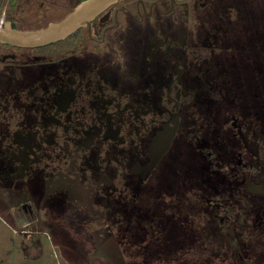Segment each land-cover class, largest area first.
Returning <instances> with one entry per match:
<instances>
[{"label": "flooded vegetation", "instance_id": "1", "mask_svg": "<svg viewBox=\"0 0 264 264\" xmlns=\"http://www.w3.org/2000/svg\"><path fill=\"white\" fill-rule=\"evenodd\" d=\"M83 1L0 0V29ZM137 212L183 245L178 262L203 230L264 233V0H118L53 43L0 40L3 258L53 243L142 264L121 238Z\"/></svg>", "mask_w": 264, "mask_h": 264}, {"label": "rangeland", "instance_id": "2", "mask_svg": "<svg viewBox=\"0 0 264 264\" xmlns=\"http://www.w3.org/2000/svg\"><path fill=\"white\" fill-rule=\"evenodd\" d=\"M156 195L159 196V199L161 192L156 193ZM136 214V227L131 231V235H122L121 238H135L133 244H136H132L130 247L129 245L126 246V249L130 254L140 253V256H138L139 258L141 257L140 259L145 264H264V233L259 235L258 232L240 226L236 220L232 221V224L230 223L228 226L220 229L203 230L204 238L201 242L199 253L194 254L192 246H187L188 250L185 252V260H195L178 262L179 260L177 259L184 253L181 251L183 245L180 246V242L178 243L175 239L173 245L169 247L163 245V243H166L163 239L167 236L162 224H153L154 227H151L146 215H141L144 213L137 212ZM4 235V229L0 228V259L5 264H90L86 258L80 256L77 245L69 246V244L55 245L52 243L51 246L46 247L48 249L46 255L39 259L18 257L16 261H12L3 258L4 251L11 245L6 240V235ZM151 238L157 244H161L153 247V251L156 253L154 261L142 256L148 250L147 248H150L148 243L153 242ZM165 248L166 250L163 251ZM49 253H52V256ZM99 253H96L98 257ZM125 253L127 252L125 251ZM124 261L122 264L135 262L133 260ZM105 264L113 263H107L106 261Z\"/></svg>", "mask_w": 264, "mask_h": 264}, {"label": "water", "instance_id": "3", "mask_svg": "<svg viewBox=\"0 0 264 264\" xmlns=\"http://www.w3.org/2000/svg\"><path fill=\"white\" fill-rule=\"evenodd\" d=\"M118 0H84L60 21L32 30L0 29V40L22 46H43L75 32Z\"/></svg>", "mask_w": 264, "mask_h": 264}, {"label": "trees", "instance_id": "4", "mask_svg": "<svg viewBox=\"0 0 264 264\" xmlns=\"http://www.w3.org/2000/svg\"><path fill=\"white\" fill-rule=\"evenodd\" d=\"M143 263L145 264V262H144V261H143ZM143 263H142V264H143ZM0 264H2V263H0Z\"/></svg>", "mask_w": 264, "mask_h": 264}]
</instances>
